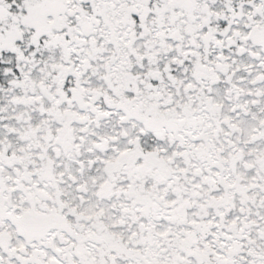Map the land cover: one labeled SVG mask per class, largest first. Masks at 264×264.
Wrapping results in <instances>:
<instances>
[{
	"label": "snow or ice",
	"instance_id": "6c2138e0",
	"mask_svg": "<svg viewBox=\"0 0 264 264\" xmlns=\"http://www.w3.org/2000/svg\"><path fill=\"white\" fill-rule=\"evenodd\" d=\"M0 264H264V0H0Z\"/></svg>",
	"mask_w": 264,
	"mask_h": 264
}]
</instances>
